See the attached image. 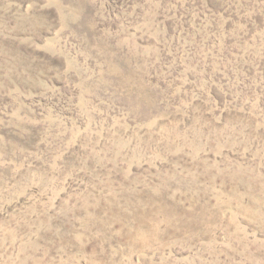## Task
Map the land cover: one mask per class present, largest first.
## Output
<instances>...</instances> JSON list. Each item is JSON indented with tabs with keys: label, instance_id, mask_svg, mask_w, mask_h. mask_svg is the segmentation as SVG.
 Returning a JSON list of instances; mask_svg holds the SVG:
<instances>
[{
	"label": "rangeland",
	"instance_id": "rangeland-1",
	"mask_svg": "<svg viewBox=\"0 0 264 264\" xmlns=\"http://www.w3.org/2000/svg\"><path fill=\"white\" fill-rule=\"evenodd\" d=\"M0 264H264V0H0Z\"/></svg>",
	"mask_w": 264,
	"mask_h": 264
}]
</instances>
